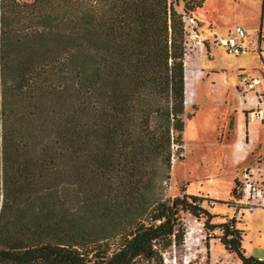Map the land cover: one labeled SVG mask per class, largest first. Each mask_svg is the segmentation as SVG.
<instances>
[{"label":"trees","instance_id":"obj_1","mask_svg":"<svg viewBox=\"0 0 264 264\" xmlns=\"http://www.w3.org/2000/svg\"><path fill=\"white\" fill-rule=\"evenodd\" d=\"M205 1L0 0V264H163L183 214L258 263L235 218L165 194Z\"/></svg>","mask_w":264,"mask_h":264},{"label":"rangeland","instance_id":"obj_2","mask_svg":"<svg viewBox=\"0 0 264 264\" xmlns=\"http://www.w3.org/2000/svg\"><path fill=\"white\" fill-rule=\"evenodd\" d=\"M262 4L264 5V0H206L204 5L191 16L186 15L188 41L186 59L189 62V65L186 64V68L190 66L189 68H192L196 73L192 66L193 58L198 53L199 41H202L205 59L209 61L211 42L214 44V37L211 35L214 27H216L214 33L219 38L226 37L229 31L237 25L245 26L246 23L251 25L250 19L253 18L254 13L257 15L259 12L261 17ZM182 5L181 2L179 10L182 9ZM258 25H260V20ZM258 31L259 28L256 32H249L250 37H245L244 42L248 50L243 53L233 54L227 52L223 46L217 47L214 58L217 66L224 68V70L220 71L219 76L215 78L217 82L215 85L212 84V77L206 76L201 81L200 87L197 88L196 97L194 96L195 98L186 104L185 128L180 141L174 143L173 162L175 160V163L171 170V179L165 189L167 196L181 195L185 189L187 193L190 191L206 197L203 205L209 210L215 205V211L225 210L229 205L235 208L240 207H238L239 199L234 198L231 192L235 186V181L236 179L239 181L245 167L255 166L258 163L263 164L264 155L258 153L259 148H257L244 167L232 168L229 160L231 156L230 139L226 140L225 136L228 138L232 136L230 129L234 125V117L233 113L228 116V111L233 110L235 103V81L227 80L228 83H224V76L230 73L235 74L239 69L263 76L262 65H264V60H262L257 49L253 51L249 44L252 43V40L257 41ZM252 37L255 38L252 39ZM262 56L264 59V54ZM262 128L260 135L262 150H264V126ZM180 156L183 159H180ZM218 178L227 183L231 189L226 191L224 185L216 186L214 182ZM216 187L218 191H215ZM237 189L239 191V186ZM235 208L234 210H237ZM261 212L260 214L254 213L253 216L245 215L241 219L243 225L247 226L245 227L247 234L245 246L247 248L251 246V242L253 244L260 242L264 247V210ZM242 213H246V211L242 210ZM239 217L241 218L242 214ZM183 221L186 226L184 242L181 246L173 247L170 251L163 253V264H238L235 256L227 252L218 242L210 252L212 239L221 235L222 232L214 230L207 235L204 228L205 217L196 218L190 214H183ZM223 221H225L224 216L215 217L212 220L214 223ZM191 229L195 232L187 235L188 230ZM255 254L264 256V249L257 247ZM215 258H217L216 261ZM138 264L158 263L141 260Z\"/></svg>","mask_w":264,"mask_h":264},{"label":"crops","instance_id":"obj_3","mask_svg":"<svg viewBox=\"0 0 264 264\" xmlns=\"http://www.w3.org/2000/svg\"><path fill=\"white\" fill-rule=\"evenodd\" d=\"M259 20H260V25H258ZM250 21H252V23H250L251 25L246 23V25H245L246 27L242 26V25H237V26L244 27V29L246 31L245 36L239 38V40L242 42V44L244 46L243 52L248 50L247 45L244 42L245 37H250L249 32H252V31L256 32L257 29L259 28V31H258L259 35L257 37V41L252 40V43H249V44H250V46H252L251 49H253V51H255L257 49V51L260 53V55L262 57V60H264L263 56H262V54H264V31H263L264 30V5L263 4H262L261 17L259 16V12L257 13V15H256V13H254L253 18H251ZM234 29L230 30L228 35L233 34ZM214 32H216V27H214V30L211 32L212 37L217 36ZM254 38L252 37V39H254ZM217 47H219V46H215L213 44V42H211L210 57L207 56L209 58V61L208 60L206 61V59H205L206 56L204 54V45H203L202 41L198 42V53L193 58V66L196 70L195 82H194L195 83L194 84L195 97L197 94L198 86L200 85L201 81H203L206 78V76L212 77V79H213L212 84L214 83V85H215L217 83L215 78H217L219 76L220 71L224 70V68H220L219 66H217L216 60L214 58V53H215ZM186 57H187V55H186ZM185 61H186V58H185ZM262 70H263V72H262L263 76L262 75L261 76L255 75V76H258L261 79V82L259 84V90L262 91V93L264 95V84H263L264 65H262ZM241 71H245V72L252 74L251 72L246 71L244 69H239L235 74L230 73V74H226V76H224V83H228L227 80H229V81L234 80L235 81V84H234L235 85V91H234L235 103L233 105V110L228 111V116H229V114L233 113L234 125L230 129V130H232L231 131V134H232L231 138H228L227 136H225L226 140L230 139L229 144H230V155L231 156L229 157V160H230V163L232 164L233 169L235 167H237V168L238 167H244L246 165L247 161L249 160L250 156L253 154L254 151H256L257 148H259L258 153L264 155V150H262V142H261V135H260V132L263 129L262 127L264 126V118L262 121H258L256 119H254V117H252V115L249 114L246 111V109L244 108V106L240 103V95L237 92L236 86H237V82H238V75ZM252 75H254V74H252ZM236 116H237V119H236ZM220 137H222V135H220ZM226 143H227V141H226ZM262 163L264 165V161H262ZM260 181L264 184V172H262L260 175ZM217 183L219 185H224L227 189H231V187L230 186L228 187L227 183H225L220 178L217 179ZM189 194H194V192L189 191ZM215 198H217V197H215ZM215 206L210 209V212L213 213L214 215H216L217 218H221L222 216H224V220L227 221L228 219H231L234 216H236L235 226H236V228L243 231L242 245H243V248L245 251V255L247 257H254L255 259L259 256H262L261 254H258V255L255 254L257 247H259V248L262 247L264 249L263 245H261L260 242H258L257 244H253L251 242V246L249 248H247L245 246V237L247 236V234L245 233V227H247V226L243 225L241 219L245 215L253 216L254 213H259V214L262 213L261 211L264 210V207H257L252 212L246 211V213H243L242 217L240 218L239 215L236 214L234 207H232V206H227L226 207L227 209H225V210L219 209L218 211H215ZM213 208H214V211H213ZM255 210H257V211H255ZM194 232L195 231H193V233ZM212 240L213 241L210 245V252H211L213 246L217 242L224 247V245L221 243L219 238L215 237ZM227 252H229V251H227ZM229 253H232L235 256L238 264H243L242 261L235 255V253H233V252H229ZM216 260H217V258H215V261ZM257 264H259V263H257Z\"/></svg>","mask_w":264,"mask_h":264},{"label":"built area","instance_id":"obj_4","mask_svg":"<svg viewBox=\"0 0 264 264\" xmlns=\"http://www.w3.org/2000/svg\"><path fill=\"white\" fill-rule=\"evenodd\" d=\"M246 31L242 26H236L234 33L223 38L214 36V44L223 46L229 53L239 54L243 52L244 46L239 40L240 37L245 36ZM201 42V41H199ZM261 79L258 76L252 75L248 72L241 71L238 75L237 92L240 95V103L244 106L246 111L258 121L264 118V95L259 90ZM174 149V144L172 145ZM264 172V165L258 163L255 166H249L242 171L239 179V208H235L237 215L242 213V210L252 212L257 207H264V184L260 181V175ZM219 185L216 182H214ZM218 188L216 187V190ZM227 191V188H226ZM240 209V210H239ZM233 218L236 219V216ZM189 234V230L187 235ZM258 263H264V256L256 258ZM220 264V263H217Z\"/></svg>","mask_w":264,"mask_h":264},{"label":"bare ground","instance_id":"obj_5","mask_svg":"<svg viewBox=\"0 0 264 264\" xmlns=\"http://www.w3.org/2000/svg\"><path fill=\"white\" fill-rule=\"evenodd\" d=\"M186 64L189 65V62L186 59ZM191 65V64H190ZM187 66V65H186ZM192 66V65H191ZM190 67V66H189ZM186 68V103L189 104L195 96L194 82H195V72L192 68ZM194 67V66H192ZM175 163V160H174ZM194 230H190L189 234H193ZM188 234V235H189Z\"/></svg>","mask_w":264,"mask_h":264}]
</instances>
